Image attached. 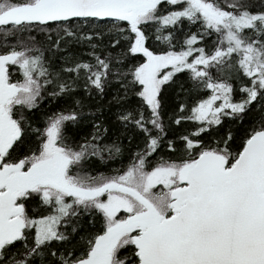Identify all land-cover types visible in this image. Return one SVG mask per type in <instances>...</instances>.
I'll return each instance as SVG.
<instances>
[{
	"label": "snow or ice",
	"instance_id": "obj_1",
	"mask_svg": "<svg viewBox=\"0 0 264 264\" xmlns=\"http://www.w3.org/2000/svg\"><path fill=\"white\" fill-rule=\"evenodd\" d=\"M0 264H264V0H0Z\"/></svg>",
	"mask_w": 264,
	"mask_h": 264
}]
</instances>
